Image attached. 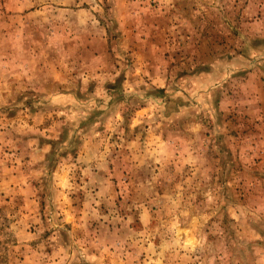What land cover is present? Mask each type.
<instances>
[{
    "label": "rangeland",
    "instance_id": "obj_1",
    "mask_svg": "<svg viewBox=\"0 0 264 264\" xmlns=\"http://www.w3.org/2000/svg\"><path fill=\"white\" fill-rule=\"evenodd\" d=\"M0 264H264V0H0Z\"/></svg>",
    "mask_w": 264,
    "mask_h": 264
}]
</instances>
